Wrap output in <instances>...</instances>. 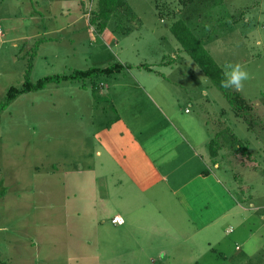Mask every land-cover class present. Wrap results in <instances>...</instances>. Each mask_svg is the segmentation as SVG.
<instances>
[{
    "label": "rangeland",
    "instance_id": "374dc122",
    "mask_svg": "<svg viewBox=\"0 0 264 264\" xmlns=\"http://www.w3.org/2000/svg\"><path fill=\"white\" fill-rule=\"evenodd\" d=\"M105 3L110 11L97 16V0H0V100L9 86H20L28 58L31 81L112 62L131 71L124 68L93 83L48 84L18 94L0 111V264L262 263L264 0H221L206 14L199 9H207L211 0ZM191 9L197 14L186 21ZM178 17L221 70L228 62L246 67L250 78L243 89H228L238 93L245 108L235 111L177 49L169 25ZM167 60L173 70L164 76ZM138 64L155 68L158 87L176 86L174 113L179 120L198 118L197 138L209 140L208 150L204 144L195 150L203 162L210 157L221 168L212 172L228 196L241 195L247 219L240 224L225 219L209 246L202 239L196 248L188 241L190 250L173 243L174 233L191 232L177 203L166 193L156 194L158 187L138 194L117 171L121 155L130 156L129 147L106 150L101 143L113 116L106 92L96 93L103 80L110 83L114 77L115 83L135 85L132 72H148ZM116 213L124 220L121 226L110 223Z\"/></svg>",
    "mask_w": 264,
    "mask_h": 264
},
{
    "label": "crops",
    "instance_id": "0c3cea01",
    "mask_svg": "<svg viewBox=\"0 0 264 264\" xmlns=\"http://www.w3.org/2000/svg\"><path fill=\"white\" fill-rule=\"evenodd\" d=\"M170 62H163L166 68H163L164 76L173 70ZM148 68V72L132 70L134 72L131 77L135 80V85L115 83V77L110 83L103 80L96 95L106 92L113 117H109L104 126L101 143L106 146V150H114L119 144L129 147L130 156L125 158L121 155L122 165L117 166V171L124 173L126 183L134 186L138 194L158 187L161 189H157L156 194L166 193L177 203L184 224L188 225L191 232L180 236L174 233L173 243L182 244L184 250H190L188 241L195 247L196 241L202 239L203 246H209L211 242L217 241L219 236L216 234L219 235L223 226L221 223L235 220L240 224L247 219L248 214L238 201L240 193L238 196L235 194L236 198H233L234 194L228 196L222 183L213 174V168L221 169L217 163H212L209 156L207 163L203 162L200 153L195 150L204 145L208 150L209 140H198L196 134L199 131H194L201 126L199 119L192 115L179 120L171 106V102L177 98L174 94L176 86L166 83V87H158L161 78L156 76L155 68ZM188 68L189 72L186 74L191 77V68ZM179 70L181 74H185ZM124 71H129V68ZM183 114H189V111L184 108ZM95 153L99 154L98 151ZM209 162L211 169L208 167ZM105 192L104 197H108L109 189ZM246 194L250 196L248 192ZM113 216L121 220L116 225H123L124 220L119 214L116 213L111 218ZM229 227H225L224 231H229ZM205 233L208 236L206 238L202 236ZM191 253L194 254L193 250ZM262 260L260 264H264V257Z\"/></svg>",
    "mask_w": 264,
    "mask_h": 264
},
{
    "label": "trees",
    "instance_id": "16d2710c",
    "mask_svg": "<svg viewBox=\"0 0 264 264\" xmlns=\"http://www.w3.org/2000/svg\"><path fill=\"white\" fill-rule=\"evenodd\" d=\"M221 0H211V4L207 6V9H199L208 11L217 5H219ZM120 0H116V4ZM110 11L109 7H106L105 0H97V16H102ZM198 10H188L185 19L189 21L194 14H197ZM189 14V15H188ZM159 16V15H158ZM204 16V15H203ZM183 18H175L171 20L169 25V31L179 45V48L184 51L193 60L199 70L206 76L209 81L222 92V95L227 99V101L233 105V109L238 111L243 106V99L238 96L237 92L224 89L220 86V81L222 79V70L213 61L207 50L202 46L201 39L195 35L193 30L189 27ZM129 65H124L119 62H112L105 66H88L86 68H73L69 73H51L42 75L36 78L34 81L29 79V72L31 69V58H28L25 67L22 72V81L19 87L9 86L3 94L2 100H0V111L5 109L12 99H14L18 94L38 91L46 87L48 84H58L62 81H76L83 82L85 79L90 80L93 83V79L101 77L102 79L110 76L112 74L120 72L124 68H129ZM137 67H143L149 70L148 66L139 64ZM244 110V109H243ZM232 135V134H231ZM233 137V136H232ZM234 138V137H233ZM237 142V139L234 138ZM233 139V140H234ZM238 143V142H237Z\"/></svg>",
    "mask_w": 264,
    "mask_h": 264
},
{
    "label": "clouds",
    "instance_id": "9594fccd",
    "mask_svg": "<svg viewBox=\"0 0 264 264\" xmlns=\"http://www.w3.org/2000/svg\"><path fill=\"white\" fill-rule=\"evenodd\" d=\"M250 78L246 67L240 63L228 62L223 65L220 86L224 89L241 91L244 83ZM163 258V254L161 256Z\"/></svg>",
    "mask_w": 264,
    "mask_h": 264
},
{
    "label": "built area",
    "instance_id": "2783aa9c",
    "mask_svg": "<svg viewBox=\"0 0 264 264\" xmlns=\"http://www.w3.org/2000/svg\"><path fill=\"white\" fill-rule=\"evenodd\" d=\"M112 223H120V219L117 216H113L110 220Z\"/></svg>",
    "mask_w": 264,
    "mask_h": 264
}]
</instances>
